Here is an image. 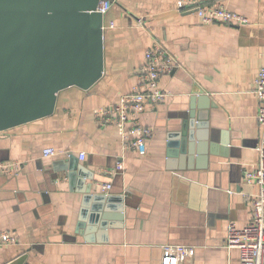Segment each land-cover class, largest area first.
Here are the masks:
<instances>
[{"label":"crops","instance_id":"1","mask_svg":"<svg viewBox=\"0 0 264 264\" xmlns=\"http://www.w3.org/2000/svg\"><path fill=\"white\" fill-rule=\"evenodd\" d=\"M177 1L115 0L105 16L101 79L60 91L52 115L0 131V162L17 164L0 174V231L18 239L0 246V264H162L165 244L188 247L181 264L240 263L239 249L225 239L229 222H250L249 196L257 192L245 174L258 161L262 135L254 89L264 66V0L207 1L247 16V25L204 23ZM156 43L177 65L160 79L169 96L139 116L154 131L142 155L95 112L133 90ZM193 92L206 97L210 129L228 145L209 142L194 167L173 168L168 134L181 125ZM47 147L58 154L45 157ZM72 155L84 170L74 177L60 171ZM95 195L105 196L104 213L116 204L109 197L125 198L124 215L110 212L106 231L103 217L92 223Z\"/></svg>","mask_w":264,"mask_h":264},{"label":"water","instance_id":"2","mask_svg":"<svg viewBox=\"0 0 264 264\" xmlns=\"http://www.w3.org/2000/svg\"><path fill=\"white\" fill-rule=\"evenodd\" d=\"M99 2L0 0V131L52 115L60 91L72 86L89 89L101 79L105 16L97 11ZM207 108L206 97L193 92L181 125L168 134V162L173 168L194 167L196 158L206 155L209 142L228 145L215 139ZM73 161L74 155L60 171L68 170L72 177L78 169L83 173ZM92 189L90 185L84 193L90 195ZM93 198L100 204L92 223L103 217L100 224L106 231L110 212L124 215L125 198L109 197L116 204L107 206L105 213V196Z\"/></svg>","mask_w":264,"mask_h":264},{"label":"built area","instance_id":"3","mask_svg":"<svg viewBox=\"0 0 264 264\" xmlns=\"http://www.w3.org/2000/svg\"><path fill=\"white\" fill-rule=\"evenodd\" d=\"M208 0H178L180 9L194 10L202 22H222L231 25H247L250 20L247 16L230 10L222 3H210ZM115 4V0H100L97 11L106 16ZM110 28L115 27L110 22ZM177 62L168 49L156 43L146 50L144 62L140 67L138 81L133 90L121 95L120 99L109 105L100 107L95 115L103 125L116 127L123 141H131L139 154H145L147 140L153 135V128L142 124L139 116L149 107L163 101L169 93L160 86L161 76L171 71ZM254 93L259 100L257 120L262 135L257 146L258 161L256 165L245 174V181L257 187V192L249 196L252 209V218L249 223L239 226L231 221L227 226L225 246L237 248L240 252L239 264H264V66L258 71L255 79ZM58 154L54 147L43 150L45 157ZM80 159L86 158V153L81 152ZM17 164L0 162V174H11ZM116 170L122 169L119 164ZM114 174V169L107 171ZM111 182L103 185V190L109 192ZM17 237L11 231H0V246L16 244ZM162 264H181L187 259L188 247L182 244H165L162 247Z\"/></svg>","mask_w":264,"mask_h":264}]
</instances>
